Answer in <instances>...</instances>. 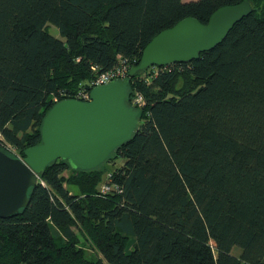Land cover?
Listing matches in <instances>:
<instances>
[{"label":"trees","instance_id":"trees-1","mask_svg":"<svg viewBox=\"0 0 264 264\" xmlns=\"http://www.w3.org/2000/svg\"><path fill=\"white\" fill-rule=\"evenodd\" d=\"M244 1L253 12L221 44L132 78L144 106L129 142L93 170L53 162L0 217V264H264V0H0V133L24 158L55 97Z\"/></svg>","mask_w":264,"mask_h":264},{"label":"water","instance_id":"water-1","mask_svg":"<svg viewBox=\"0 0 264 264\" xmlns=\"http://www.w3.org/2000/svg\"><path fill=\"white\" fill-rule=\"evenodd\" d=\"M252 12V4L244 1L219 8L207 24L195 17L179 21L147 44L127 77L93 88L91 101L66 98L55 103L43 120L41 143L26 148L23 159L0 147V217H10L29 205L32 188L53 162L68 160L75 169L93 170L133 138L140 111L129 104V98L137 73L198 59Z\"/></svg>","mask_w":264,"mask_h":264},{"label":"built area","instance_id":"built-area-1","mask_svg":"<svg viewBox=\"0 0 264 264\" xmlns=\"http://www.w3.org/2000/svg\"><path fill=\"white\" fill-rule=\"evenodd\" d=\"M94 71H97L95 67H93ZM131 68L127 62L120 61V64L106 72L96 74L91 80H89L85 85L81 84L76 92L72 94H65L62 99L66 98H74L81 101H91V91L93 88L97 86H101L104 84H108L116 79H123L129 75ZM59 97H55V103L61 101ZM131 105L135 106L136 109H140L144 106V98L142 95H135L131 101ZM0 147L5 149L8 153L14 154L15 157L21 158L19 156L17 149L8 143L5 138L0 133ZM102 192H106L110 190V187L105 184L102 186Z\"/></svg>","mask_w":264,"mask_h":264},{"label":"rangeland","instance_id":"rangeland-1","mask_svg":"<svg viewBox=\"0 0 264 264\" xmlns=\"http://www.w3.org/2000/svg\"><path fill=\"white\" fill-rule=\"evenodd\" d=\"M50 31H51V33H52L53 35H55L56 37L61 38V39L64 40V37L61 36V34H60V32H59V29H58L56 26H54V25H50ZM11 155H12V154H11ZM13 156H14V154H13ZM121 163H122V161H121V160H118L116 166H119ZM114 165H115V164H111V163H110V164H105V165H103V166L101 167V170H103V171L106 172V173L103 174V181H102V182L100 183V185H99V188H100V189H102V186L105 185V183L107 182V178L110 177V174H109V173L113 170ZM70 175H71V172H70V171H66V172H64V174H63V176H65L66 178H69ZM65 186H66L69 190H71V191H76V190L78 191V188L75 187V186H73V185H71V184L66 183ZM83 245L88 249V252H89L90 255H93V254H94V250L91 249L90 246H89L88 244L84 243ZM233 253L236 254V255H238V254L240 253V249H239V248H234V249H233Z\"/></svg>","mask_w":264,"mask_h":264},{"label":"crops","instance_id":"crops-1","mask_svg":"<svg viewBox=\"0 0 264 264\" xmlns=\"http://www.w3.org/2000/svg\"><path fill=\"white\" fill-rule=\"evenodd\" d=\"M184 1H190V0H184Z\"/></svg>","mask_w":264,"mask_h":264}]
</instances>
